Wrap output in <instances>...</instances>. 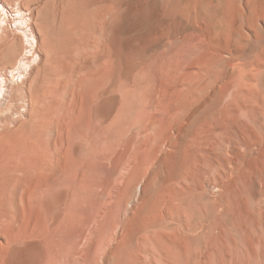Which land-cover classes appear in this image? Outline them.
I'll return each instance as SVG.
<instances>
[{
    "label": "rangeland",
    "instance_id": "rangeland-1",
    "mask_svg": "<svg viewBox=\"0 0 264 264\" xmlns=\"http://www.w3.org/2000/svg\"><path fill=\"white\" fill-rule=\"evenodd\" d=\"M164 2L0 0L7 264H264V7ZM53 72L68 87L33 125L23 95ZM66 99L69 142L51 125Z\"/></svg>",
    "mask_w": 264,
    "mask_h": 264
},
{
    "label": "bare ground",
    "instance_id": "bare-ground-1",
    "mask_svg": "<svg viewBox=\"0 0 264 264\" xmlns=\"http://www.w3.org/2000/svg\"><path fill=\"white\" fill-rule=\"evenodd\" d=\"M164 3L165 4L167 3L169 5H184V6H189V5H214V6H217V7H220V8H226V9H232V10L235 9V11L237 12V15L240 18H242V19H244V16H243V13H242V8H244V7L245 8H253L254 6L264 7V0H165ZM0 9L3 10L1 5H0ZM248 14L250 15L249 17L246 18L248 20V25H249V27L250 26H254V24H253L254 23V19L256 18V17H254V15L256 14V12L251 10V9H249ZM255 26H257V25H255ZM255 26H254V29H253L254 31H255ZM256 31L258 33V40L256 42H253L252 44H250L248 46L249 52H253L252 49H256V48L264 49V30L258 28ZM237 35L239 37H241L240 34H237ZM29 37H31V40L34 43H36V39L30 33L28 35L26 34L27 43L31 44V42L28 40ZM24 57H26V56L24 55ZM23 60H24V58H22L19 61L18 66L16 67V71H18L19 75H21L23 73V69H25V66H26V63L23 62ZM249 65L251 67H253V68H256V67H263L264 68V63H261L260 61L254 60V59L250 60ZM52 76H54L56 79L55 80L52 79V80H50L49 83H46L47 85L45 87L47 89L39 87L35 91H30L29 90L26 94L23 95V105L25 107H27V106L29 107V110H28L29 122L31 124H33V125H36V124L39 125L38 112H39V110L41 108L40 98L41 97H46L47 98L54 91L56 93H58L59 92V88L61 87L62 84L67 86V83H66L67 81L66 80H60V78H64L63 75L58 74L56 72H53ZM54 82H55V84H54ZM52 84H54L55 86L54 85L52 86ZM74 86L75 85L71 86L73 91L75 90ZM37 87H38V85H37ZM72 90H70L71 91V98L74 95ZM5 93H6L5 78H4L3 75H0V96H1V98L4 97ZM76 93H77V91H76ZM76 93H75V95H76ZM104 94H105V91H103L101 96H103ZM64 96L66 97V95H64ZM102 99H103L102 102L105 103V102H107L108 98H102ZM71 100L72 99H69L67 101V99H66L67 102H64L63 108H62V110H60V115H59L57 121L51 123V125H53V127H54V131L56 132L57 136H59L61 138L64 137L68 142L70 140V131L73 129V109L71 107L73 105L72 104L73 101H71ZM6 113H8V112H6ZM118 119H119V114L117 113L115 115L114 122H117ZM7 121H8V118H7ZM18 124H20V122ZM18 124H17L16 128L18 127ZM44 124H47V123L44 122ZM19 127H18V129H19ZM104 129L107 130V127L104 128ZM239 130H240V128H239ZM10 132H7V133H10ZM8 136H10V134H8ZM57 140L58 139L56 137L53 140V142H52V148L54 150H56V151H57ZM70 141H72V139ZM52 168H54V167H51V169ZM37 175L40 176V173L37 174ZM44 176H45L46 180L50 179L52 177L51 170H48V173L47 174L45 173ZM100 227H101V225L98 224V229H100ZM88 233H89V228L87 230H85V232L83 234L79 235L77 246H78L79 242L82 239H85L87 237ZM76 252H78L77 248H76V251L74 249H71V251L69 253V256H68V259H67V264H84V263H86V256H81V255L76 256ZM0 264H7V261H6L5 257H4L2 249H0ZM42 264H57V263H55L52 259L49 258L48 262L42 263Z\"/></svg>",
    "mask_w": 264,
    "mask_h": 264
},
{
    "label": "crops",
    "instance_id": "crops-1",
    "mask_svg": "<svg viewBox=\"0 0 264 264\" xmlns=\"http://www.w3.org/2000/svg\"><path fill=\"white\" fill-rule=\"evenodd\" d=\"M254 160L258 161V159H254ZM256 170L258 171L257 178L259 180H262V177H263L262 172L264 171V162L263 161L259 162V165L256 166ZM259 213L261 214V212H259Z\"/></svg>",
    "mask_w": 264,
    "mask_h": 264
}]
</instances>
